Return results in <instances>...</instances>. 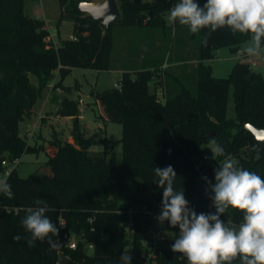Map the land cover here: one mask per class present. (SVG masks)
Listing matches in <instances>:
<instances>
[{
    "label": "trees",
    "instance_id": "obj_1",
    "mask_svg": "<svg viewBox=\"0 0 264 264\" xmlns=\"http://www.w3.org/2000/svg\"><path fill=\"white\" fill-rule=\"evenodd\" d=\"M30 1L36 0H0V177L7 171L3 162L12 163L33 149L20 126L32 116L56 72L59 82L54 91L63 87L72 68L122 71L120 87L98 93L96 99L105 115L99 118L123 127V162L112 165L106 154L93 149L100 134L86 136L79 102L64 97L56 115L72 118L74 143L63 142L55 132L45 164L51 174L37 172L21 178L14 167L7 175L5 181L15 195L9 199L0 193V264H60L64 257L67 264H121L122 254L131 255V264H188L182 254L171 251L179 228L168 221L163 222L165 229L174 237L156 262L149 263L143 256L153 239L148 232L149 213L159 215L162 207L163 189L154 182V168H174L175 188L184 190L190 207L198 213H215L212 201L206 199L208 186L202 177L214 183V169L227 156L264 178V151L257 160L259 144L252 133L243 130L246 124L264 129V77L253 66L238 62L229 77L218 79L205 64L219 49L239 52L250 35L233 34L227 27L211 34L208 29L198 34L189 31L191 39H199V46L194 55L174 62H180L179 67L174 63L164 67L161 62L122 68L113 62L117 48L114 25L165 29L163 16L179 0H120L121 18L108 28L81 12L79 5L89 0H59L57 25L72 22L74 37L58 45L44 29L46 22L26 13ZM198 3L203 6L206 0ZM173 26L177 30L184 25L176 22ZM139 59L141 63L146 57L141 54ZM191 61H197V66L190 65ZM32 75L38 85L31 82ZM232 86L235 118L228 117ZM213 138L225 156L200 166L204 157L200 148ZM103 143L107 144L106 138ZM39 149L47 148L41 145ZM36 199L45 201L46 215L60 230L53 238L59 240V247L50 248L47 241L28 246L29 234L21 221L28 208L36 207ZM242 215L229 209L221 219L235 224ZM16 236L22 238L16 240ZM74 236L76 247L72 249Z\"/></svg>",
    "mask_w": 264,
    "mask_h": 264
},
{
    "label": "clouds",
    "instance_id": "obj_2",
    "mask_svg": "<svg viewBox=\"0 0 264 264\" xmlns=\"http://www.w3.org/2000/svg\"><path fill=\"white\" fill-rule=\"evenodd\" d=\"M168 21L187 26L193 34L203 29L211 34L224 27L233 34H249L241 53L249 57L264 53V0H206L203 6L198 0H179L169 10ZM211 143L212 159L224 157V148L214 138ZM154 173V182L163 189L161 212L156 219L179 228L172 252L182 254L188 264H264V178L227 156L214 169V183L207 176L202 177L212 193L209 199L215 213H197L190 207L184 190L175 188L177 173L171 165L155 167ZM0 193L9 199L15 195L7 181H0ZM34 204L36 207L28 208L21 221L29 234L28 246L47 241L50 248L59 247V240L53 238L59 236L60 230L46 215L47 204L42 199H36ZM229 209L243 214L241 222L221 219ZM131 259L130 254L120 257L121 264H131Z\"/></svg>",
    "mask_w": 264,
    "mask_h": 264
},
{
    "label": "rangeland",
    "instance_id": "obj_3",
    "mask_svg": "<svg viewBox=\"0 0 264 264\" xmlns=\"http://www.w3.org/2000/svg\"><path fill=\"white\" fill-rule=\"evenodd\" d=\"M94 3H101L105 0H89ZM118 5L120 6V0ZM144 2H151L153 0H142ZM26 13L33 18L41 19L51 26L52 39L56 45L61 40L73 39L74 26L70 21H63L61 25H57L58 18L61 15V7L59 0H36L30 1L26 5ZM169 13L164 14V19L167 28L162 27L148 28L144 26L126 27L119 24L114 25L113 32L116 36L117 45L113 54L114 66L122 68L132 67H148L152 64L165 63L170 65L180 58H188L194 55L196 48L199 46V39H191L189 37V29L186 26H181L177 30L173 23L168 21ZM244 42L240 51L246 46ZM126 45V46H125ZM221 51V54L219 53ZM144 54L146 60L141 61L139 57ZM140 55V56H139ZM253 57L254 59L257 58ZM260 65L253 66V70L262 74L264 77V53L259 55ZM249 58L243 60L238 59V52L226 47L216 51L215 58L210 61L209 66L213 70L214 78H227L231 75L234 66L238 62L248 64ZM259 64V62L257 63ZM164 69L161 67L160 71ZM122 74L118 70L97 72L94 70H86L81 68H72L69 75L64 79L63 87L59 90V102L57 104L51 103L49 97V104L43 108L46 103V97L54 94V88L49 86L44 90L42 97L34 108V113L26 119L20 126L21 135L26 139L28 131L34 132L32 139H26L28 144L33 148L30 152L24 154L20 159V164L16 166L17 173L21 178H27L34 173L51 174L50 169L45 165L49 159L47 151H51L49 141L53 139L56 132L63 142L74 143L71 136L72 120L69 117L57 116L56 112L64 97L79 102V117L82 121L83 127L87 132L86 136H92L94 133H99V144L93 149L95 151L106 154L107 161L112 165H120L123 162L122 149V135L123 127L119 122H105L99 118L103 107L96 99L98 93L106 90H111L117 87ZM183 80V78H181ZM59 82L57 75L53 82ZM31 82L38 85L37 78L31 76ZM153 83L151 88L153 90ZM55 87V86H54ZM71 89V92H68ZM196 92V90H193ZM58 93V91H56ZM56 93V94H57ZM235 101H234V87L232 86L230 92V100L228 106V117L235 118ZM42 117L45 120L42 122ZM35 126V129H34ZM71 138V139H70ZM107 140V144L103 141ZM41 145L46 146V150L39 149ZM106 146L109 148L107 149ZM111 146V148H110ZM214 145L210 142L204 144L200 148L202 156H208V164H213L215 159H212L211 149ZM10 166V162H7ZM10 163V164H9ZM7 172L2 173L0 181H5ZM160 230L169 238H173L174 234L165 230L164 223L157 221Z\"/></svg>",
    "mask_w": 264,
    "mask_h": 264
},
{
    "label": "water",
    "instance_id": "obj_4",
    "mask_svg": "<svg viewBox=\"0 0 264 264\" xmlns=\"http://www.w3.org/2000/svg\"><path fill=\"white\" fill-rule=\"evenodd\" d=\"M81 12L90 15L96 20H101V25L109 27L114 21L121 18L120 7L117 4L116 0H105L101 3L94 2H82L79 5ZM243 130H246L252 133L259 144V150L257 155V160L261 157L262 152L264 151V129H258L253 124H246L243 127ZM213 135V134H212ZM211 196L210 191L206 194V199H209ZM70 247L74 249L76 247V237H72ZM67 258H62L60 264H67Z\"/></svg>",
    "mask_w": 264,
    "mask_h": 264
},
{
    "label": "built area",
    "instance_id": "obj_5",
    "mask_svg": "<svg viewBox=\"0 0 264 264\" xmlns=\"http://www.w3.org/2000/svg\"><path fill=\"white\" fill-rule=\"evenodd\" d=\"M44 29L50 33V40L52 39V32H51V26L46 22ZM54 42V41H53ZM249 58L248 64L251 66H256L258 61L254 59L253 57H249L247 55H244L241 53V51L238 52V59L243 60L245 58ZM58 71L56 72V75H58ZM55 82H52L50 86L54 88ZM120 87V84L117 85V88ZM162 95V94H161ZM79 103H83L81 100H79ZM35 129V126H34ZM34 137V132L28 131L26 133V139H32ZM208 156H204L203 159L199 162L200 166H203L206 161H208ZM8 161L3 162V165L7 168V175L10 174V171L20 164V159L14 160L10 166H8ZM196 211V210H195ZM197 212V211H196ZM198 213V212H197ZM158 215L149 213V219L151 220V226L148 228L149 234L152 236V241L146 244L147 248L145 249L143 256L146 258L147 262L153 263L156 262L158 256L162 253V248L165 246V244L171 240L172 238H169L167 235L164 234V231L160 230V228L157 225V217ZM166 230V229H165ZM93 248V246H90Z\"/></svg>",
    "mask_w": 264,
    "mask_h": 264
},
{
    "label": "crops",
    "instance_id": "obj_6",
    "mask_svg": "<svg viewBox=\"0 0 264 264\" xmlns=\"http://www.w3.org/2000/svg\"><path fill=\"white\" fill-rule=\"evenodd\" d=\"M117 1V0H116ZM117 4H118V1H117ZM59 19V18H58ZM219 53L221 54V51H219ZM258 62H259V64H257V65H260L261 64V62L259 61V60H261L260 59V57L258 56L257 58H255ZM181 63L179 62V63H174V64H172V66H174V67H177V65H178V67H179V65H180ZM189 64L190 65H192V66H194V67H196L197 66V64H198V62L197 61H191V62H189ZM205 64L206 65H209L210 64V61H206L205 62ZM164 67H166V65L164 66ZM180 70L179 69H176V72H179ZM118 72H120L121 74H122V71H118ZM59 90H61V89H58L57 91H58V93L55 91L54 92V94L52 95V96H49L50 95V92L48 93V95H47V97H46V103H45V105H44V107L43 108H46L47 107V105L49 104V97H51L50 98V102L51 103H54V104H57L58 102H59V99L60 98H58V94H59ZM57 93V94H56ZM55 99V100H54ZM101 116H105L104 115V110L102 111L101 110ZM71 120H72V118L71 117H69ZM45 120V118H43L42 117V122ZM71 139V138H70ZM47 152H49V151H47Z\"/></svg>",
    "mask_w": 264,
    "mask_h": 264
}]
</instances>
